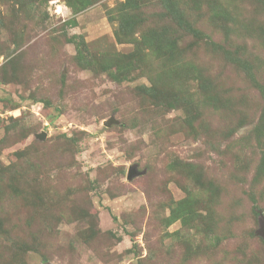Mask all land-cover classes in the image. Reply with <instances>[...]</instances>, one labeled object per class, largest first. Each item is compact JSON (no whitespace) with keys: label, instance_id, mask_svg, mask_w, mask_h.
Listing matches in <instances>:
<instances>
[{"label":"rangeland","instance_id":"1","mask_svg":"<svg viewBox=\"0 0 264 264\" xmlns=\"http://www.w3.org/2000/svg\"><path fill=\"white\" fill-rule=\"evenodd\" d=\"M263 225L264 0H0V264H264Z\"/></svg>","mask_w":264,"mask_h":264},{"label":"water","instance_id":"2","mask_svg":"<svg viewBox=\"0 0 264 264\" xmlns=\"http://www.w3.org/2000/svg\"><path fill=\"white\" fill-rule=\"evenodd\" d=\"M109 123H110V122H107V123H106V126H108ZM134 173H136V172H135V167L131 168V170L128 172V177H129V178L132 177ZM260 234H261V236L264 238V225L262 226V229L260 230Z\"/></svg>","mask_w":264,"mask_h":264}]
</instances>
